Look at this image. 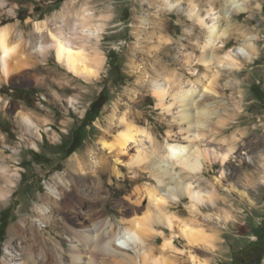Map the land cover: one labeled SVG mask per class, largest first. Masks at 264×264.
<instances>
[{"label":"rangeland","instance_id":"1","mask_svg":"<svg viewBox=\"0 0 264 264\" xmlns=\"http://www.w3.org/2000/svg\"><path fill=\"white\" fill-rule=\"evenodd\" d=\"M223 1H196L209 23L216 17L218 24L229 29L228 39L218 38L210 48L216 61L200 64L197 58L207 27L189 18L185 12L189 0H180L175 7L167 0H0V26H9L10 39L18 44V52L10 59L11 78L0 87V229L2 223L5 226L0 264H14L13 259L25 256L20 249L31 238V223H38V207L48 201L50 187L60 182L65 193L60 198L78 200L88 217L99 210L118 227L153 220L154 208L145 187L156 181L143 172L134 180L138 169L128 159L143 150L168 161V143L188 144L187 136L196 134L203 148L218 152L227 151L232 139L238 144L228 164L192 177L206 194H217L216 205L208 201L197 211L190 210L189 200L184 199L171 207L177 222L198 221L213 243L191 252L184 239L175 237L166 259L169 264H195L191 258L195 254L206 264H264V170L259 168L264 155V0H247V10L230 17L221 12ZM212 4L214 10L207 14ZM85 10L92 13L86 23L80 15ZM84 27L97 35L85 37ZM50 32L63 33L75 46L86 48L90 57L101 58L98 75L87 78L59 63ZM38 44L46 50H37ZM227 53L236 59L229 60ZM188 57L193 60L187 62ZM169 74L177 84L170 86ZM154 80L170 92L196 84L194 103L212 112L206 126L188 133V124L177 120L180 109L165 110L160 105L153 92ZM201 82H211L217 91L203 88ZM101 93L103 105L92 120L88 110ZM170 101L168 95L166 105ZM23 115L30 116L40 130L28 128ZM123 116L146 128L151 138L143 134L139 143L131 142L118 156V150H105L102 141L115 140L125 128L120 122ZM84 119L88 124L83 142L67 155L73 133ZM221 120L224 125L218 123ZM80 154L88 156L85 169L71 166ZM101 157L119 166L121 176L103 172ZM173 171L177 177H188L180 166ZM6 177L14 179L9 192ZM59 214L68 220L73 215L69 209ZM155 229L159 232L143 239L144 244L136 239L131 246L154 247L158 256H164L161 250L171 232ZM45 231L46 236L59 235L67 245L66 230L60 234L46 225ZM128 252L134 254L132 249Z\"/></svg>","mask_w":264,"mask_h":264},{"label":"bare ground","instance_id":"2","mask_svg":"<svg viewBox=\"0 0 264 264\" xmlns=\"http://www.w3.org/2000/svg\"><path fill=\"white\" fill-rule=\"evenodd\" d=\"M74 1L75 0H73V2ZM167 1L171 7L181 4L180 0H174V3L170 0ZM189 1L188 7L185 8V12H187L189 18L193 19L199 26L207 27L206 41L202 44L203 51L197 60L200 64H210L217 59L216 55L210 51V48H212L213 43L218 38L228 39L229 29L224 25L218 24L216 17L212 19V23H209L206 15H203L202 11L199 9V5L196 2L197 0ZM211 10H214L213 4L207 14H211ZM246 10L247 0H224L221 7V12L223 16L225 15L226 17H230L235 12L241 13ZM85 11L84 13H80L81 18L85 19L83 20L84 23H86L92 15L89 11ZM212 14L215 15L214 12ZM82 30L85 37L97 35V31L94 29H87L84 27ZM50 33L54 43L55 55L59 63L63 64L69 71L87 78L98 75L101 58L96 57V55L90 57L86 48L75 46L71 38L68 39L66 35L62 36L63 33H61L62 35L54 32ZM45 48L43 44H38L36 46V49L39 51H45ZM16 52H18V44L12 42L10 39V27L7 25L0 26V87L2 83L7 82L11 78L12 70L10 59ZM22 54L24 55L25 53ZM27 56L22 57H24V60L30 59ZM227 57L229 60L236 59L233 53H227ZM186 60L190 62L193 59L188 57ZM194 61H196V59H194ZM174 78L172 74L167 76L170 86L177 84ZM201 84L203 88L207 90H216L211 82L210 84L201 82ZM196 90L197 85L193 84L189 88L180 86L175 89L174 92H170V88L160 81H153V92L159 100L160 105L165 110L170 109L171 106L178 107L180 110L177 112V120L188 124L189 128H186L188 133L200 126H206L212 114L210 107L203 105L199 107L197 103H194L198 96L196 95ZM168 95L171 96V101L169 105H166L165 100ZM194 108H196L197 111H194ZM22 119L28 128L35 126L40 130L36 122H34L30 116L23 115ZM120 122L125 124V128L115 137L114 141H109V139L102 141L105 150H109L110 152L118 150L119 156L128 149L131 142L139 143V138L143 136V134L151 138L146 128L136 125V123L128 120L126 117L123 116ZM218 123L224 125L223 120L218 121ZM196 135H194V137L187 136L189 141L188 144L179 142L168 143L165 151L166 157L170 159L168 161L167 159L161 160L157 157H150L143 150V152L139 151L137 155L131 156L128 159L129 165L138 169L134 180L140 179L138 176L139 172H143L149 173L150 179L156 181L155 184L152 185L150 183L145 187V192L149 196L150 202L154 208L153 220L150 218L147 220L145 219V222L140 220L128 222L123 219L121 220L122 223L125 224L128 222L130 225H126V223V226L118 227L112 222L109 216L106 217L105 214L99 210L88 217V214H85L84 207L78 206V200L70 196L69 199L64 200L60 198L65 195L64 191L61 189V186L64 188V184L60 182L58 183L60 184L59 186L55 188L53 186L50 187L49 191L51 193L48 194V201L46 204H42L38 207L39 213L37 216L39 219L36 220L38 223H31V238L27 241L25 240L26 244L20 249V253L25 254V256L23 258L20 257L19 260L16 258L13 259L14 264H115L116 262L120 264H169L166 259V254L172 248L175 237L184 239L190 247L191 252L196 248H201V246H210L213 243L212 237L210 236L211 234L209 235L207 233L202 224L198 223L196 220L190 222L186 221L182 224L177 222L178 217L171 212V207L174 206V204L177 205L178 202L184 199L189 200L190 210L197 211L200 206L207 205L208 201L211 202L212 205H216L219 199H217V194H215V192L211 193V195L206 194L204 190L199 187L198 183L195 184V181L192 179L197 176V174H210L212 170H215L216 165L228 164L231 150L235 148L238 141L232 139V145L227 151L218 152L216 150L203 148V146H201V141H197ZM152 153L155 155L156 149H153ZM87 158L88 156L85 154L77 155L71 166L85 169L88 163ZM100 159L103 172L108 171L117 176H121V169L119 166H111L107 163L105 157H101ZM118 163L124 166L121 160H119ZM175 166H180L181 171L186 173L190 179L183 176L177 177L174 173L175 170L173 171ZM6 168L8 167H5V169ZM259 168L264 170V155L261 156ZM95 174L97 175L96 177L100 178V172ZM262 180L264 181V175L262 176ZM6 181L8 182V186L4 189L9 192L11 189L10 187L13 186L14 179L12 177H6L5 182ZM1 188L3 189V186H1ZM79 201L84 203L82 199H79ZM49 202H51V205L48 204ZM64 209L71 210L73 215L70 220L59 214ZM46 225L52 226L53 229L60 234L63 230H66L65 241L67 245H65L62 240H59V235L52 234L46 236ZM23 226L24 224L22 222L18 224L20 230L23 229ZM155 226L162 227L163 230L167 229L171 232V237L166 238L165 245L161 250L164 256H158V252L154 247L144 248V246L140 244L144 248L142 250L140 248L141 246L137 249V247L131 246L130 244L133 242L136 243V239L143 241L144 244L145 239H149L154 236L156 232H159L155 229ZM15 230H17V228H15ZM17 233L18 232H16V234ZM130 249H132L134 254H129L128 250ZM191 258L195 264H206L203 260L198 259L195 254H193ZM172 264H174V262H172Z\"/></svg>","mask_w":264,"mask_h":264},{"label":"trees","instance_id":"3","mask_svg":"<svg viewBox=\"0 0 264 264\" xmlns=\"http://www.w3.org/2000/svg\"><path fill=\"white\" fill-rule=\"evenodd\" d=\"M103 97H104V93H101L100 96L96 100H94L89 107L88 113L92 115V120L98 115V113L102 108ZM87 124L88 123L86 119H84V121L74 131L71 144L67 149V155L73 153L76 150V148L79 147L83 142V129ZM1 233L2 235L0 236V242H2L5 239V226H3V223H2V228L0 229V234ZM0 255H1V251H0Z\"/></svg>","mask_w":264,"mask_h":264}]
</instances>
